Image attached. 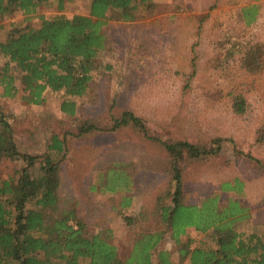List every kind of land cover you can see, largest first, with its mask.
Returning <instances> with one entry per match:
<instances>
[{
  "label": "rangeland",
  "instance_id": "1",
  "mask_svg": "<svg viewBox=\"0 0 264 264\" xmlns=\"http://www.w3.org/2000/svg\"><path fill=\"white\" fill-rule=\"evenodd\" d=\"M153 2L152 13L141 6L136 20H109L105 25L107 44L97 56L99 66L93 70L84 95L47 90L44 102L34 105L22 99L23 92L9 97L0 87V111L12 123L22 151H50L63 161L61 194L73 202L88 234L102 232L125 259L141 237L156 232L161 236L153 261L157 262L159 252L166 250L173 264H189L180 253L184 241L192 237L193 244L214 245V240L211 231L189 228L182 235L183 241L178 242L162 219V208L175 189L166 149L146 140L130 125L80 137L77 117L93 116L91 120L108 125L110 114L132 109L168 139L206 145L222 138L221 152L189 164L181 201L197 203L204 196L219 195L220 207L237 197L263 209L264 176L256 173L261 169L254 158L264 160V143H256L258 129H264V72L252 71L253 57L246 50L254 42L264 43V0ZM245 8L254 11L251 22L245 17ZM90 9L91 0H73L63 12L72 16L89 14ZM57 12L51 0L31 14L19 10L11 17L0 18V40H5L14 27H38L41 15L50 17ZM5 61L0 53V65ZM193 67L196 73L185 90L186 77ZM242 99L246 101L245 110L237 113L234 104ZM66 100L76 103L74 114L62 109ZM67 132L69 152L49 150L53 136L64 137ZM15 163L0 156V179ZM110 168L135 174L130 206L121 204L128 194L124 187L113 193L102 191L107 183L103 175ZM236 178L243 181L246 195H237L235 189L226 187L228 182L235 185ZM127 180L118 175L108 186ZM159 196H164L161 203ZM250 212L246 220L235 223L240 231L252 228L251 219L253 222L257 211ZM129 216L135 221L133 226L125 222Z\"/></svg>",
  "mask_w": 264,
  "mask_h": 264
},
{
  "label": "trees",
  "instance_id": "2",
  "mask_svg": "<svg viewBox=\"0 0 264 264\" xmlns=\"http://www.w3.org/2000/svg\"><path fill=\"white\" fill-rule=\"evenodd\" d=\"M50 1L0 0V18L11 17L19 10L31 14ZM54 1L58 12L50 17L41 15L40 26L14 27L5 40H0V53L6 57L5 63L0 65L3 95L16 97L23 92L22 99L34 105L44 102L47 90L68 96L84 95L93 79V70L99 66L97 56L106 47L105 25L109 20L133 21L139 17L141 6L151 13L155 7L153 0H91L89 14L70 16L63 10L73 0ZM251 9H244L249 22L254 16ZM236 45L234 43L233 47ZM246 52L253 57L252 71L263 73L264 43L249 44ZM192 65L195 66L194 58ZM195 73L196 68L193 67L186 77L185 90ZM245 105V99L238 100L234 104L235 111L241 113ZM76 108L74 101L62 103V109L71 114L76 112ZM87 116L77 117V121L80 120V137L96 131H118L130 125L146 140L166 149L175 189L170 194V202L162 208V219L178 242H182V235L193 227L202 233L211 231L217 243H200L193 247L195 239L189 237L180 248L189 264H264V237L235 228L238 220L250 216V206L240 199H232L220 207L219 195L204 196L197 203L181 201L185 192L184 172L189 164L194 159L221 152L219 142L222 138L213 139L210 142L213 144L206 145L168 139L132 109L110 114L108 125H100L91 120L93 116ZM67 137L68 132L64 137L55 134L49 150L68 153L70 144ZM262 142L264 129L259 128L256 143ZM51 154L50 151L42 154L22 151L12 123L7 114L0 111V156L16 162L12 171L0 179V264H173L166 250L159 252L157 262L153 261V252L161 236L159 233L141 237L125 259L102 232L88 234L87 225L73 202L66 201L61 194L63 161ZM254 159L263 170L264 161ZM128 165L131 166L130 163ZM118 175L126 176L128 180L108 186ZM132 176L135 174L124 169L110 168L106 176L103 175L107 183L102 191L113 193L119 186L124 187L128 194L121 204L130 206L136 187ZM225 185L232 187L230 183ZM232 188L242 190L241 183L237 182ZM163 198L158 197L159 203ZM125 222L131 226L135 223L131 216L125 217Z\"/></svg>",
  "mask_w": 264,
  "mask_h": 264
},
{
  "label": "crops",
  "instance_id": "3",
  "mask_svg": "<svg viewBox=\"0 0 264 264\" xmlns=\"http://www.w3.org/2000/svg\"><path fill=\"white\" fill-rule=\"evenodd\" d=\"M263 160V159H262ZM264 161V160H263ZM257 174H260L261 176H264V169L263 170H260L256 172ZM258 177V176H257ZM236 181L241 183V187H242V190H236L237 191V195H246V192L243 190L244 188V185H243V181L240 179V178H236ZM236 182V183H237ZM230 183V182H228ZM226 184V183H225ZM231 184V183H230ZM236 185V184H235ZM235 185H231L232 187L235 186ZM230 187V189H234ZM236 199H238L236 197ZM248 206H250V210L251 209H256V213H257V217L255 219H253V222H252V219H251V223H253L252 225V228H250L249 230H243V231H240L238 228H236L237 231H240V232H248V233H257L261 236L264 237V197H263V201H262V208L263 209H259V208H254L253 205L251 206V204L247 203ZM250 215H251V212H250ZM249 217V216H248ZM248 217L244 218V219H241V220H238V221H244L246 220ZM193 228V227H191ZM214 244L216 245V241H214ZM193 247L196 246L197 244H192ZM187 259V258H186ZM188 261V260H187Z\"/></svg>",
  "mask_w": 264,
  "mask_h": 264
}]
</instances>
